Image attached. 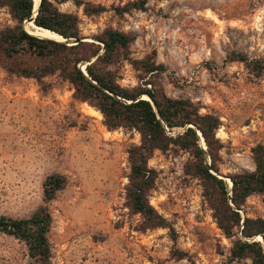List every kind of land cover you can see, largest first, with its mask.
I'll return each mask as SVG.
<instances>
[{"label": "rangeland", "instance_id": "obj_1", "mask_svg": "<svg viewBox=\"0 0 264 264\" xmlns=\"http://www.w3.org/2000/svg\"><path fill=\"white\" fill-rule=\"evenodd\" d=\"M79 1L107 9L90 16L76 0H58L61 12L79 17L85 41L97 42L107 28L133 36L134 60L155 52L166 67L160 84L167 96L220 117L223 176L254 171L251 150L264 143V79L228 57L264 61V0ZM129 2H145V9L116 13ZM8 26L14 22L0 9V32ZM117 68L122 87L140 84L128 62ZM46 81L54 84L48 92L0 68V216L29 218L43 204L45 179L66 176L68 186L50 207V264H252L230 262L232 241L218 228L201 181L187 175L190 155L183 151H155L148 163L155 178L149 203L174 226L177 241L167 229L143 231L126 199L128 151L140 145V134L108 131L87 103L74 100L69 83ZM246 213L264 217V195L251 197ZM175 249L188 259H175ZM0 264L37 263L23 242L0 234Z\"/></svg>", "mask_w": 264, "mask_h": 264}, {"label": "trees", "instance_id": "obj_2", "mask_svg": "<svg viewBox=\"0 0 264 264\" xmlns=\"http://www.w3.org/2000/svg\"><path fill=\"white\" fill-rule=\"evenodd\" d=\"M57 2L40 0L36 13L34 0H0V9H6L14 22V26L0 32V68L10 76L35 80L44 92L54 87L53 82L46 81L48 78L67 82L74 89L76 102L87 103L102 114L108 131L123 129L140 134V145L128 151L131 172L126 199L130 211L142 217L143 231L167 229L172 241H177L174 226L149 203L155 178L148 163L155 151H183L190 155L185 167L187 175L201 181L218 228L232 241L230 262L250 260L252 264H264V243L257 240L262 237L264 241V217L253 218L246 213L248 200L264 195V143L251 150L254 171L229 174L232 185L220 179L224 149L217 138L222 126L220 117L202 113V106L191 99L167 96L160 84L166 67L157 64L155 52L134 60L130 48L135 39L127 33L107 28L95 37L98 43L82 40L71 44L73 40L83 39L80 20L77 15L61 12ZM76 5L84 6V12L90 16L107 11L104 6L79 0ZM145 5V2H129L115 11L122 15L144 10ZM35 15V26L66 41L42 38L26 30L27 21ZM228 60L245 64L257 78L264 79V61L240 53H232ZM123 62H128L138 73V86L126 88L119 83L117 67ZM68 184L66 176L52 174L42 185L43 204L29 218L0 216V234L23 242L37 264L51 262L50 207ZM172 255L179 261L188 259L186 252L177 249Z\"/></svg>", "mask_w": 264, "mask_h": 264}, {"label": "bare ground", "instance_id": "obj_3", "mask_svg": "<svg viewBox=\"0 0 264 264\" xmlns=\"http://www.w3.org/2000/svg\"><path fill=\"white\" fill-rule=\"evenodd\" d=\"M36 1V4H37V8H36V13H37V9L39 7V4H40V0H35ZM29 28L30 29H33L34 31H36L34 33V31H31L33 32L34 35H37L39 37H42V38H47V39H55V40H58V41H64V38H62L60 35L56 34V33H52L48 30H45L43 28H39L37 26H35L33 23H29ZM90 108V110L96 114H98L101 118L102 117V114L98 111H96L94 108L88 106ZM258 241L261 242L262 238L261 237H258L257 238Z\"/></svg>", "mask_w": 264, "mask_h": 264}, {"label": "water", "instance_id": "obj_4", "mask_svg": "<svg viewBox=\"0 0 264 264\" xmlns=\"http://www.w3.org/2000/svg\"><path fill=\"white\" fill-rule=\"evenodd\" d=\"M35 17H36V15H35L33 18L29 19V20L27 21L28 24H29V23H34ZM62 38H63V37H62ZM46 39H47V38H46ZM82 40L85 41V39H81V40H73V41L71 42V44L76 45V44H78L79 42H81ZM65 41H66V40L64 39V41H62V42H65ZM91 42H94V41H91ZM84 69H85V68H84ZM219 177H220V179H223V180H225V181H229V183H231V181H230V179H229L228 177H225V176H223V175H220ZM231 185H232V183H231ZM261 238H262V237H261ZM261 241L264 243L263 238H262Z\"/></svg>", "mask_w": 264, "mask_h": 264}, {"label": "crops", "instance_id": "obj_5", "mask_svg": "<svg viewBox=\"0 0 264 264\" xmlns=\"http://www.w3.org/2000/svg\"><path fill=\"white\" fill-rule=\"evenodd\" d=\"M110 133V132H109Z\"/></svg>", "mask_w": 264, "mask_h": 264}]
</instances>
